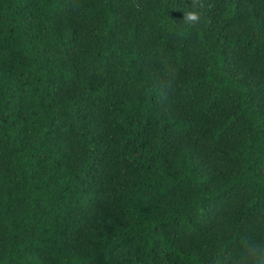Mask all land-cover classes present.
Wrapping results in <instances>:
<instances>
[{
  "label": "trees",
  "instance_id": "trees-1",
  "mask_svg": "<svg viewBox=\"0 0 264 264\" xmlns=\"http://www.w3.org/2000/svg\"><path fill=\"white\" fill-rule=\"evenodd\" d=\"M253 248L264 0H0V264H257Z\"/></svg>",
  "mask_w": 264,
  "mask_h": 264
},
{
  "label": "clouds",
  "instance_id": "clouds-1",
  "mask_svg": "<svg viewBox=\"0 0 264 264\" xmlns=\"http://www.w3.org/2000/svg\"><path fill=\"white\" fill-rule=\"evenodd\" d=\"M183 20L186 24L192 25L195 24L198 20L197 15L194 12H189L184 14ZM258 249L253 248L250 252V255H252L255 260L257 261V264H264V257H261L257 255Z\"/></svg>",
  "mask_w": 264,
  "mask_h": 264
}]
</instances>
